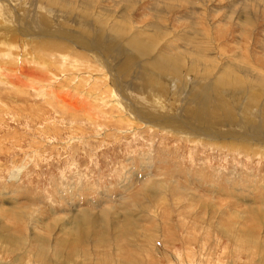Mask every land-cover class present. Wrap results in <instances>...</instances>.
<instances>
[{"label":"rangeland","instance_id":"obj_1","mask_svg":"<svg viewBox=\"0 0 264 264\" xmlns=\"http://www.w3.org/2000/svg\"><path fill=\"white\" fill-rule=\"evenodd\" d=\"M0 264H264V0H0Z\"/></svg>","mask_w":264,"mask_h":264},{"label":"bare ground","instance_id":"obj_2","mask_svg":"<svg viewBox=\"0 0 264 264\" xmlns=\"http://www.w3.org/2000/svg\"><path fill=\"white\" fill-rule=\"evenodd\" d=\"M57 0H55V2H56ZM91 5V4H90ZM77 12V11H76ZM39 19V18H38ZM21 24H22V22H21ZM9 28V27H8ZM27 29V28H26ZM5 30H7V29H5ZM11 30V29H10ZM9 30V31H10ZM24 30V29H23ZM17 31V30H16ZM19 31V30H18ZM11 32V31H10ZM21 32H23V33H21ZM44 32V31H43ZM18 33V32H17ZM19 33H21L22 35H23V37H21V38H19L18 39V42H21L22 40H25V37H24V35H25V33H24V31H19ZM30 34V33H29ZM57 34V33H56ZM6 35V34H5ZM57 36V35H56ZM18 37V36H17ZM29 37V36H28ZM60 37V36H59ZM43 41V40H42ZM80 42H82V43H86L87 41L86 40H79ZM53 43V42H52ZM25 44V43H24ZM86 44H88V43H86ZM138 44V45H137ZM45 45H47V43H45ZM49 45H51V42H49ZM135 45L136 46H140L141 47V49L140 50H138V51H141V52H146L147 53V48H146V46L145 45H140V43H137V42H135ZM77 46V45H76ZM84 46V45H83ZM144 48H146V49H144ZM145 53V54H146ZM22 60V59H21ZM150 60V59H149ZM27 61V60H26ZM15 62V61H14ZM17 62V61H16ZM13 63V62H12ZM155 65H157L158 67H164V68H166L167 70H168V68H171L170 70L171 71H173V69L172 68H176V64L175 65H173L174 63H172V62H170V60L169 59H167V58H165V57H163V56H161L160 58H158V59H156V61L155 62H153ZM21 65V64H20ZM161 67V68H162ZM18 71V70H17ZM21 71V70H20ZM24 73H25V71H24ZM9 74V73H8ZM11 74V73H10ZM18 76V75H17ZM28 77V76H27ZM258 77V76H257ZM256 77V78H257ZM149 78V77H148ZM2 80V79H1ZM234 80V79H233ZM259 80L260 81H262V77L261 76H259ZM7 82V81H6ZM202 96V95H201ZM204 99V98H203ZM141 112V111H140ZM130 114V113H129ZM141 114H143L142 112H141ZM160 115V114H159ZM142 117V116H141ZM146 117V116H145ZM140 118V117H139ZM172 117L170 116V117H167L166 118V121L167 120H170ZM141 119V121L142 120H144L143 118H140ZM165 119V118H164ZM149 120V123L150 124H153L154 122H150V119H148ZM181 123L180 124H177V126L179 127V128H182L181 129V131L182 132H185L186 130H188V128L189 127H191V125H190V123H186V122H184L183 120H179ZM178 121V122H179ZM200 122V121H199ZM145 123H147L146 121H145ZM167 124H165V125H170L168 122H166ZM193 123V122H192ZM196 125V124H195ZM186 126H187V128H186ZM199 127V126H198ZM192 128V127H191ZM169 129V128H168ZM198 129V128H197ZM179 130V129H178ZM204 130V131H203ZM211 130L212 129H207V128H203L202 129V131H200V129H199V131L200 132H198L196 135H201V132H206V133H208V135H211L212 133H210L211 132ZM191 131H194V134L196 133V131L192 128V130ZM213 131V130H212ZM240 131V130H239ZM177 132H179V131H177ZM214 136H216L217 134L214 132ZM253 134H256V133H253ZM213 136V137H214ZM242 137H244L245 135H244V133L241 135ZM246 137V136H245ZM252 137H254V135L252 136ZM245 141H247V142H250L251 140H249L248 139V137L247 138H245ZM263 142V141H262ZM224 146H228L229 148H231V147H237L238 149L240 148L238 145L236 146V145H234V143L232 144V143H229V142H221ZM237 144V143H236ZM240 145V144H239ZM241 146V145H240ZM245 146V145H244ZM258 146V145H257ZM241 147H243V146H241ZM244 148V147H243ZM243 150V149H242ZM261 150V149H260ZM245 151V150H244ZM149 186V185H148ZM133 203V202H132ZM143 204V203H142ZM133 205V204H132ZM82 214V213H81ZM87 214V213H86ZM91 216H87V215H85L84 214V216L82 217V219H84V221H85V223H89V218H90ZM106 223V222H105ZM107 229V228H106ZM248 239H250L249 237H248ZM244 240H245V238H244ZM252 240V239H251ZM250 240V241H251ZM257 240V239H256ZM253 246H255V245H253ZM252 252V251H251Z\"/></svg>","mask_w":264,"mask_h":264},{"label":"water","instance_id":"obj_3","mask_svg":"<svg viewBox=\"0 0 264 264\" xmlns=\"http://www.w3.org/2000/svg\"><path fill=\"white\" fill-rule=\"evenodd\" d=\"M186 128H187V126H186ZM227 132H229V133H232V135H238V136H241L242 134H243V132L242 131H235L234 130V127L232 128V129H229L228 130V127H226V129L224 130V132L223 133H227ZM185 133L187 134V136H190V131H185ZM227 134H223V136H226ZM197 138V140L198 139H207V140H211V141H214V140H216V139H219V135L217 134L215 137H210L209 135H208V133H206V132H201V135L198 137H196ZM261 139V138H260Z\"/></svg>","mask_w":264,"mask_h":264},{"label":"clouds","instance_id":"obj_4","mask_svg":"<svg viewBox=\"0 0 264 264\" xmlns=\"http://www.w3.org/2000/svg\"><path fill=\"white\" fill-rule=\"evenodd\" d=\"M25 171V166L13 167L7 174L9 181H16L19 179L20 175Z\"/></svg>","mask_w":264,"mask_h":264}]
</instances>
